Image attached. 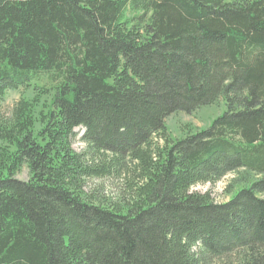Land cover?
I'll return each mask as SVG.
<instances>
[{
    "label": "trees",
    "instance_id": "trees-1",
    "mask_svg": "<svg viewBox=\"0 0 264 264\" xmlns=\"http://www.w3.org/2000/svg\"><path fill=\"white\" fill-rule=\"evenodd\" d=\"M28 87L0 120V264H264V0H0V104ZM230 175L228 203L192 192Z\"/></svg>",
    "mask_w": 264,
    "mask_h": 264
},
{
    "label": "rangeland",
    "instance_id": "rangeland-1",
    "mask_svg": "<svg viewBox=\"0 0 264 264\" xmlns=\"http://www.w3.org/2000/svg\"><path fill=\"white\" fill-rule=\"evenodd\" d=\"M42 89L49 90L50 84L46 81L41 82ZM50 91V90H49ZM42 102L45 103L47 100L45 98L47 95H41ZM33 100L38 98V94L35 93L34 88L28 87L21 89L16 92H9L7 97L0 104V120H11L14 108L16 104L22 99ZM226 111V106L223 101L211 106L203 107L193 113H177L171 115L166 120L167 132L173 140H179L185 138L189 134H195L202 130H206L212 122L221 116ZM76 138L73 142V149L78 153H83L87 150L86 146L82 143L81 139L85 134V129L80 127L75 130ZM157 144H163L159 139L155 140ZM234 175L226 177L224 180L213 185L207 183L205 185H198L192 189V192L199 193H211L213 199L219 204L228 203L236 190L233 192H228L227 188ZM16 179L27 182L30 179V174L27 166H24L21 172L16 176ZM119 185L112 180H91L88 184V191L91 189H98V195L105 196L108 199H115L118 196ZM93 189V192L95 191ZM96 189V191H97Z\"/></svg>",
    "mask_w": 264,
    "mask_h": 264
}]
</instances>
